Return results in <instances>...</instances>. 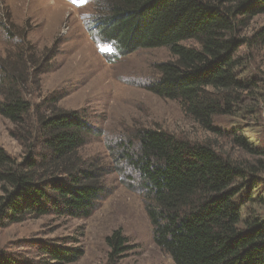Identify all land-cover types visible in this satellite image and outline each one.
I'll return each instance as SVG.
<instances>
[{
    "label": "trees",
    "instance_id": "obj_1",
    "mask_svg": "<svg viewBox=\"0 0 264 264\" xmlns=\"http://www.w3.org/2000/svg\"><path fill=\"white\" fill-rule=\"evenodd\" d=\"M96 3L92 29L119 55L170 51L145 89L178 102L201 130L227 136L220 120L259 112L264 72L253 69V53L264 46V27L250 30L264 15V0ZM3 27L19 43L0 60V116L25 155L0 147V226L49 216L88 219L107 194L103 168L81 154L95 128L80 112L59 108L55 94L36 106L29 98L41 94L40 78L52 71L59 42L38 50L8 14ZM137 138L130 163L147 195L154 241L174 264H264V178L255 166L162 129L141 130ZM235 143L252 156L264 154L243 137ZM257 204L260 212L252 207ZM107 243V264H119L125 237L116 232ZM84 255L75 240H53L28 257L0 252V264H74Z\"/></svg>",
    "mask_w": 264,
    "mask_h": 264
},
{
    "label": "rangeland",
    "instance_id": "obj_2",
    "mask_svg": "<svg viewBox=\"0 0 264 264\" xmlns=\"http://www.w3.org/2000/svg\"><path fill=\"white\" fill-rule=\"evenodd\" d=\"M96 2L86 0L77 6L70 0H0V60L19 43L4 30L7 14L16 26L26 29L28 40L38 50L59 42L52 71L40 78L41 94L29 98L36 106L55 94L59 108L78 111L92 123L95 134L81 154L87 162L101 165L107 190L88 219L49 216L0 226V252L28 257L47 241L72 239L85 251L74 264H107L111 253L107 239L121 232L127 243L119 264H174L154 241L146 212L147 195L130 163L138 149V132L162 129L192 142H209L233 160L255 166L264 178V154L252 156L235 143V138L243 137L252 148H264V103L252 116L220 120L217 126L227 136L204 132L185 116L178 102L158 98L145 89L156 79L155 65L171 59L170 51L159 48L119 55L92 29ZM263 27L264 15L255 18L250 31ZM184 45L196 46L194 42ZM253 69L264 72V46L253 53ZM12 130L9 121L0 116V147L22 159L23 148L11 137ZM252 207L262 210L259 204Z\"/></svg>",
    "mask_w": 264,
    "mask_h": 264
},
{
    "label": "snow or ice",
    "instance_id": "obj_3",
    "mask_svg": "<svg viewBox=\"0 0 264 264\" xmlns=\"http://www.w3.org/2000/svg\"><path fill=\"white\" fill-rule=\"evenodd\" d=\"M71 3L76 4L77 6H82L86 0H70ZM101 51H110V49H101Z\"/></svg>",
    "mask_w": 264,
    "mask_h": 264
}]
</instances>
